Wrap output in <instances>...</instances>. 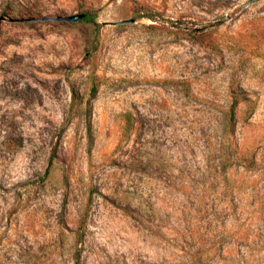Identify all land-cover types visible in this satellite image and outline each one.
I'll use <instances>...</instances> for the list:
<instances>
[{
    "label": "rangeland",
    "instance_id": "rangeland-1",
    "mask_svg": "<svg viewBox=\"0 0 264 264\" xmlns=\"http://www.w3.org/2000/svg\"><path fill=\"white\" fill-rule=\"evenodd\" d=\"M248 1L0 0V264H264Z\"/></svg>",
    "mask_w": 264,
    "mask_h": 264
},
{
    "label": "trees",
    "instance_id": "trees-1",
    "mask_svg": "<svg viewBox=\"0 0 264 264\" xmlns=\"http://www.w3.org/2000/svg\"><path fill=\"white\" fill-rule=\"evenodd\" d=\"M85 20V21H91L90 17L88 18V16H86L84 19H82V21ZM234 117H235V113L234 112H231L228 117H227V121L228 123H233L234 121ZM89 131H90V123H89ZM225 133V132H224ZM227 152L224 153V155L226 154ZM236 153V152H235ZM229 156V155H228ZM226 156H223V158L221 159L220 163H221V167L223 170L227 171L230 167L236 165V164H240L241 162H239L238 158H233V157H226ZM76 264H79V258H77V263Z\"/></svg>",
    "mask_w": 264,
    "mask_h": 264
},
{
    "label": "water",
    "instance_id": "water-1",
    "mask_svg": "<svg viewBox=\"0 0 264 264\" xmlns=\"http://www.w3.org/2000/svg\"><path fill=\"white\" fill-rule=\"evenodd\" d=\"M255 1H257V0H249L245 4V7L252 4ZM83 18H85L84 14H78V15H74V16H70V17H66V18H57V21L74 23V22L80 21Z\"/></svg>",
    "mask_w": 264,
    "mask_h": 264
}]
</instances>
